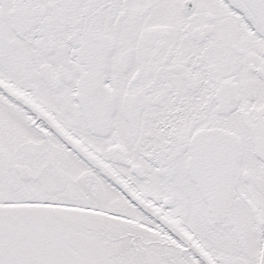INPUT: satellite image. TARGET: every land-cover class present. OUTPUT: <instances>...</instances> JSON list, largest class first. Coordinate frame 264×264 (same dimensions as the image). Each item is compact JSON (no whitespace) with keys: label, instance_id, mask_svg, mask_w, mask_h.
Listing matches in <instances>:
<instances>
[{"label":"snow or ice","instance_id":"6c2138e0","mask_svg":"<svg viewBox=\"0 0 264 264\" xmlns=\"http://www.w3.org/2000/svg\"><path fill=\"white\" fill-rule=\"evenodd\" d=\"M0 264H264V0H0Z\"/></svg>","mask_w":264,"mask_h":264}]
</instances>
